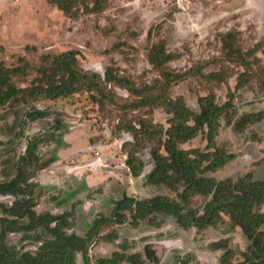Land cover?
Here are the masks:
<instances>
[{
	"label": "rangeland",
	"instance_id": "374dc122",
	"mask_svg": "<svg viewBox=\"0 0 264 264\" xmlns=\"http://www.w3.org/2000/svg\"><path fill=\"white\" fill-rule=\"evenodd\" d=\"M73 11L69 16L47 0H0V68H19L9 74L10 82L25 89V95L16 97L19 101L10 97L0 102V182L19 174L26 181L21 189L30 190L17 196L0 193V218L15 200L32 196L29 208L36 215L62 216L67 234L88 236L74 264L85 258L95 264L113 252L122 254L119 264H132L134 253L145 264H219L227 248L232 262L241 260L248 240L223 212L204 227L182 224L153 208L138 215L136 204L155 196L182 204L180 213L193 209L201 215L211 197L195 194L183 200L181 186L149 182L151 142L136 149L143 161L138 175L125 164V151L134 139L120 125L138 127V119L145 118L167 126L170 114L163 108H123L133 95L113 84L108 88L122 100L95 102L87 88L54 99L35 90L48 85L40 70L49 72L54 56L69 50L75 52L77 68L87 73L102 76L110 67L138 86L153 85L162 78L147 53L153 44L163 43L174 56L165 70L193 71L171 84V97L181 96L195 112L198 98L209 93L216 104L228 102L215 146L233 155L204 175L234 181L251 173L263 180L264 0H107L98 12L87 11L76 0ZM230 34L233 48L227 49L224 41ZM234 48L247 66L239 63ZM34 109L44 116L22 127L20 121ZM247 113L261 116L245 123ZM180 146L207 150L201 132ZM26 147L33 161L24 160ZM129 200L130 208L118 207ZM16 219L21 230L8 231L6 241L29 262L53 236L26 215ZM25 224L31 228L23 229Z\"/></svg>",
	"mask_w": 264,
	"mask_h": 264
},
{
	"label": "trees",
	"instance_id": "16d2710c",
	"mask_svg": "<svg viewBox=\"0 0 264 264\" xmlns=\"http://www.w3.org/2000/svg\"><path fill=\"white\" fill-rule=\"evenodd\" d=\"M56 5L64 13L74 16L73 3L76 0H47ZM91 2V5L87 4ZM107 0H81L87 11H100L104 8ZM233 36L228 35V40L224 41V47L233 48ZM234 55L239 63L247 66V60L242 57L239 49L234 48ZM229 52V50H228ZM174 58L173 54L166 51L163 43L153 44L147 53L149 63L160 69L162 80L156 81L153 85L138 86L130 78L114 73L110 67H106L104 75L95 72L87 73L77 68L75 52L72 50L57 54L53 58V66L47 72L40 70V78L45 76L47 86L38 88L35 93L44 95L49 99L59 96H66L75 90L87 88L92 92V99L95 102L104 103L105 99L115 102L122 100L116 97L108 84L126 89L133 99L123 101V108H136L142 106H160L170 117L167 119V126L162 123L153 122L150 119L139 118L138 127L132 123H124L120 128L126 129L132 134L134 139L129 150L125 151V164L129 167L133 175H138L143 168V161L137 155L136 149L146 142H151L150 156L153 167L148 174L147 180L155 184H164L171 189L180 186V195L183 200H188L195 194H210L209 200L205 203L204 211L201 215L195 213L193 209L184 213L180 203L168 200L163 196H155L146 203L138 202L136 210L138 215L149 213L156 209L158 212L170 213L182 224H193L204 227L214 222V218L223 212L228 215L233 225H238L248 240L246 249L242 252V259L232 262L231 249L227 248L220 257L219 264H264V179L255 180L251 173L239 177L232 181L230 179L216 180L211 176L204 175L205 171L215 170L232 158L233 154L220 151L215 146V137L220 127V118L225 112L224 104H216L213 94H207L198 98L199 111L195 112L187 106L181 96L171 97L168 90L175 81L182 80L192 70L186 72H175L165 70V64ZM205 63V62H203ZM200 62V64H203ZM19 68H0V102L7 101L13 97V101L19 94L25 95V89L16 87L10 82V73L18 71ZM198 71V70H197ZM215 74V73H211ZM210 74V75H211ZM64 75L66 77H64ZM57 76V77H56ZM207 77V75H206ZM58 78V79H57ZM32 111V112H31ZM29 112L32 116L42 115L39 109ZM261 113H247L242 116L245 123L259 119ZM198 132L204 134L206 139L205 151L196 148L185 149L180 145L195 137ZM126 146L122 145V149ZM13 182L0 183V192H15ZM26 205V204H24ZM13 210L7 208L5 217L0 218V264H74L76 252L84 253L86 238L78 235H67L63 229L62 216L51 214L36 215L33 210ZM132 201L124 202L118 207L130 208ZM151 207V208H150ZM26 215L38 226L45 227L53 236L51 240H46L41 246V250L36 257L29 262L18 254L14 247L6 241L8 231L21 230L17 217ZM51 222H55L51 225ZM30 224H25L23 229L29 230ZM90 235V234H89ZM25 256V255H24ZM132 264H145L140 254L131 255ZM122 257L115 252L112 258H102L96 264H119ZM84 264H89L85 262Z\"/></svg>",
	"mask_w": 264,
	"mask_h": 264
},
{
	"label": "flooded vegetation",
	"instance_id": "af4514ba",
	"mask_svg": "<svg viewBox=\"0 0 264 264\" xmlns=\"http://www.w3.org/2000/svg\"><path fill=\"white\" fill-rule=\"evenodd\" d=\"M32 112V111H31ZM31 112H27L25 115H24V120L23 121H20V124H21V126L23 127V123L24 122H27L28 120L29 121H33V120H37L38 118H40V117H42V116H44V113L42 114V115H38V116H32V115H30V113ZM23 155H24V160H27L28 162L30 161V160H32L33 161V159L34 158H32V154L29 152V150H28V147H26L25 148V151H24V153H23ZM14 181V184H16L15 186V192L16 193H13V192H10V191H6V192H0V193H9V194H12V195H19V194H22V195H26L25 194V192L26 193H28V192H30V190L28 191H25V188L23 187L22 189H21V187H22V185H23V183H26V181L24 180L23 181V179H22V177H21V175H19V174H16L13 178H11L8 182H13ZM0 183H3V182H0ZM32 193V192H31ZM29 198L28 199H24V198H18L17 200H15L13 203H12V205H11V207H9V208H11V209H13V210H22L21 209V207L24 205V204H26V205H24V207H23V209L24 210H27L29 207H30V205H31V198H32V196H28ZM8 208V209H9ZM55 224V222H52L51 223V225H54ZM63 229H64V227H63ZM62 229V230H63ZM64 231V233L65 234H67V232L65 231V229L63 230ZM90 234V233H89ZM68 235V234H67ZM69 235H72V234H69ZM82 237V236H81ZM88 236L86 235V237H84V238H87ZM87 240V239H86ZM39 252V251H38ZM114 253L115 252H113V254H112V256L114 255ZM119 253V252H118ZM38 254V253H37ZM120 254V253H119ZM121 255V257H122V254H120ZM112 256H110V257H104V258H112ZM100 259H102V258H99L98 260H100ZM97 260V261H98ZM96 261V262H97ZM85 262H87V263H89L88 261H87V259L85 258L84 260H83V264L85 263ZM96 262H95V264H96Z\"/></svg>",
	"mask_w": 264,
	"mask_h": 264
}]
</instances>
